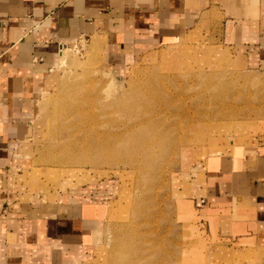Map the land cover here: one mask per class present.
I'll return each instance as SVG.
<instances>
[{
  "label": "rangeland",
  "instance_id": "1",
  "mask_svg": "<svg viewBox=\"0 0 264 264\" xmlns=\"http://www.w3.org/2000/svg\"><path fill=\"white\" fill-rule=\"evenodd\" d=\"M255 139L264 69H246L218 27L120 70L84 38L47 77L14 178L21 199L105 185L108 215L87 264H264L258 242L209 239L195 198L209 155Z\"/></svg>",
  "mask_w": 264,
  "mask_h": 264
},
{
  "label": "crops",
  "instance_id": "2",
  "mask_svg": "<svg viewBox=\"0 0 264 264\" xmlns=\"http://www.w3.org/2000/svg\"><path fill=\"white\" fill-rule=\"evenodd\" d=\"M264 69V0H0V264H87L108 215L105 185L21 199L20 144L66 46L90 38L123 69L201 28ZM195 198L206 236L264 245V142L209 155Z\"/></svg>",
  "mask_w": 264,
  "mask_h": 264
},
{
  "label": "bare ground",
  "instance_id": "3",
  "mask_svg": "<svg viewBox=\"0 0 264 264\" xmlns=\"http://www.w3.org/2000/svg\"><path fill=\"white\" fill-rule=\"evenodd\" d=\"M59 64H64V50L62 51V54H61V57H60V62H59ZM72 127H73V126H72ZM77 127H78V126H77ZM85 128H86V127H85ZM88 128H89V127H88ZM75 129H76V128H75ZM79 129H80V128H78V130H79ZM86 129H87V128H86ZM86 129H85V130H86ZM90 130H91V129H90ZM93 130H94V129H93ZM73 131H74V128H73ZM96 131H97V130H96ZM75 132H77V131H75ZM81 132H82V131H81ZM87 132H88V131H87ZM98 132H99V131H98ZM85 133H86V132H85ZM92 133H93V131H92ZM94 133H95V130H94ZM94 133H93V134H94ZM96 133H97V132H96ZM100 134L102 135V133H100ZM100 134H99V135H100ZM79 135H80V134H79ZM54 137H56V135H54ZM73 137H74V135H73ZM68 138H69V137H68ZM55 139H56V138H55ZM71 139H72V138H71ZM71 139L69 138V140H71ZM67 140H68V139H67ZM75 140H76V139H75ZM82 140H83V139H82ZM83 141H84V140H83ZM76 142H77V141H76ZM76 142H75V145L77 144ZM81 142H82V141H81ZM81 142H80V143H81ZM66 143H67V142H66ZM69 146H71V145H69ZM77 146H78V145H77ZM81 146H82V145H81ZM81 146H80V147H81ZM66 147H67V145H66ZM78 147H79V146H78ZM82 147H83V146H82ZM84 147H85V146H84ZM71 149H72V148H70V150H71ZM78 150L80 151L79 148H78ZM74 151H76V150L74 149L73 152H74ZM82 151H83V150H82ZM70 152H71V151H70ZM70 152H69L68 154H71ZM71 155H72V154H71ZM69 163H70V162H69ZM73 171H74V170H73ZM73 171H72V172H73ZM57 172H58V171H57ZM46 173H47V177H48L49 180H51V181H55L56 177L54 176V174L51 173L50 169H46ZM58 173H59V172H58ZM59 174H60V173H59ZM34 178H35V177H34ZM54 178H55V179H54ZM46 184H47V183H46ZM35 187H36L38 190H41V189H43L44 186L41 187V186H38V184H35Z\"/></svg>",
  "mask_w": 264,
  "mask_h": 264
}]
</instances>
